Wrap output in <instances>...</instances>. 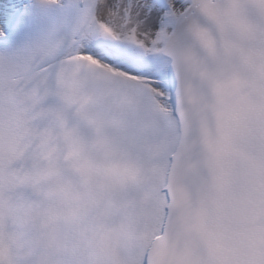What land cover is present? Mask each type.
I'll return each instance as SVG.
<instances>
[{
    "label": "snow or ice",
    "instance_id": "obj_1",
    "mask_svg": "<svg viewBox=\"0 0 264 264\" xmlns=\"http://www.w3.org/2000/svg\"><path fill=\"white\" fill-rule=\"evenodd\" d=\"M26 231L10 264H264V0H0V239Z\"/></svg>",
    "mask_w": 264,
    "mask_h": 264
},
{
    "label": "clouds",
    "instance_id": "obj_2",
    "mask_svg": "<svg viewBox=\"0 0 264 264\" xmlns=\"http://www.w3.org/2000/svg\"><path fill=\"white\" fill-rule=\"evenodd\" d=\"M61 88L69 106L86 120H91L94 116L103 113L111 103V99L102 84L76 75L71 69H69V74L63 81ZM100 157L101 153L98 149H89L84 156V163L88 164ZM59 227L61 226H58L57 230ZM62 227L67 229L70 225L65 224ZM25 235H27V231L22 234L6 235L0 239V251L3 252L0 259L4 261V264H10L11 261L28 255ZM53 243L59 244L62 248L68 247L60 241H53Z\"/></svg>",
    "mask_w": 264,
    "mask_h": 264
}]
</instances>
